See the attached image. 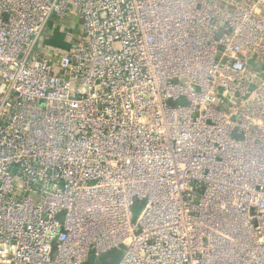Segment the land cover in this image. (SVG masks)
Returning a JSON list of instances; mask_svg holds the SVG:
<instances>
[{"label":"built area","instance_id":"built-area-1","mask_svg":"<svg viewBox=\"0 0 264 264\" xmlns=\"http://www.w3.org/2000/svg\"><path fill=\"white\" fill-rule=\"evenodd\" d=\"M114 249L264 264V0H0V264Z\"/></svg>","mask_w":264,"mask_h":264},{"label":"rangeland","instance_id":"rangeland-1","mask_svg":"<svg viewBox=\"0 0 264 264\" xmlns=\"http://www.w3.org/2000/svg\"><path fill=\"white\" fill-rule=\"evenodd\" d=\"M52 26H53V20H51L48 23V25H47V29H46V33L47 34H49L50 33V30H52ZM67 35H69V36H67ZM67 35H63V34L57 35V37L59 39L55 38V41L54 42L56 44H59V43L62 44L63 42H65V43H63V45H65L66 47H69L70 45H72L71 42H73L75 44V43L81 41V37L78 34V31H77V28L76 27L70 29L68 31V34ZM141 207H142V202L135 201V204L131 208V214H132V220L133 221L136 220V218L138 217V215L140 213V210H141ZM119 254H120V251L114 249V250H112V251L104 254L105 255L104 258L103 257H100V258H98L96 260L91 259L89 261V264H96V263L97 264H111V263L114 264V262L116 261L115 259L118 258ZM112 259H113L114 262L111 261ZM110 261H111V263H110Z\"/></svg>","mask_w":264,"mask_h":264},{"label":"trees","instance_id":"trees-1","mask_svg":"<svg viewBox=\"0 0 264 264\" xmlns=\"http://www.w3.org/2000/svg\"><path fill=\"white\" fill-rule=\"evenodd\" d=\"M102 257L104 258V257H105V255H103ZM115 260H116V259H115ZM111 261H113V259H112ZM111 261H110V263H111ZM113 262H114V261H113ZM111 264H113V263H111Z\"/></svg>","mask_w":264,"mask_h":264},{"label":"crops","instance_id":"crops-1","mask_svg":"<svg viewBox=\"0 0 264 264\" xmlns=\"http://www.w3.org/2000/svg\"><path fill=\"white\" fill-rule=\"evenodd\" d=\"M66 34V33H65ZM115 263V262H114Z\"/></svg>","mask_w":264,"mask_h":264}]
</instances>
